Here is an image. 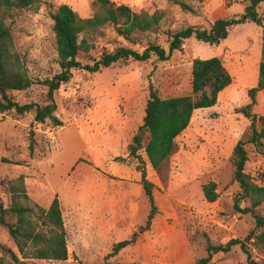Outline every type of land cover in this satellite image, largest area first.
Instances as JSON below:
<instances>
[{"label":"rangeland","instance_id":"rangeland-1","mask_svg":"<svg viewBox=\"0 0 264 264\" xmlns=\"http://www.w3.org/2000/svg\"><path fill=\"white\" fill-rule=\"evenodd\" d=\"M114 1L128 4L135 11L161 10L163 17L155 32L134 33L136 43L118 35L112 24L87 32L94 47L87 56H81L83 63L120 45L141 51L149 42H155L167 48L172 32L189 25L209 28L216 18L239 15L249 2L210 0L209 6L208 0H182L194 9L189 12L172 0ZM91 2L43 0L37 9L20 11L9 22L15 46L33 81L26 90L10 91L14 100L45 103L46 87L40 80L59 70L49 12L65 3L80 16H90ZM257 10L264 22V1ZM260 51L261 27L247 21L232 25L218 44L193 36L186 38L167 60L156 56L146 61L129 58L94 73L72 70L70 79L54 93L53 119L41 123L34 120L33 112L0 113V199L5 205L9 203L6 181L22 174L27 194L37 204L46 207L58 194L66 229V260L30 258L23 264H194L205 255L208 243L243 239L254 226V219L234 208L239 187L232 178L229 156L249 125V119L236 109L248 102L247 90L257 84ZM213 56L221 58L232 75V83L220 92L215 105L194 111L188 127L176 137L172 153L158 169H153L140 151L147 178L153 183L158 213L150 228L140 233L133 244L110 255L114 243L130 237L145 222L149 208L137 160L127 154V145L142 122L149 84L161 97L188 94L192 59ZM104 104L109 107L106 111L93 108ZM253 111L264 115L263 91L257 93ZM88 114L92 119L130 116L128 125L120 123L123 128L117 151L110 159L98 161L99 165H94L91 154L104 155L111 150L115 122L100 119L88 125ZM74 124L83 132L90 152H78L76 145L70 146V140L77 142L72 138ZM246 149L245 171L264 185V155L251 144ZM77 152L79 160L72 159L70 155ZM59 175L60 182L56 183ZM98 177L106 179V190L96 189ZM66 181L70 183L64 184ZM209 181L216 184L214 201H208L202 191V185ZM239 205L246 202L240 201ZM258 212L264 215V203ZM0 244L16 249L1 226ZM247 247L253 263L237 244L227 252L214 253L209 264H264L263 245L250 240Z\"/></svg>","mask_w":264,"mask_h":264},{"label":"trees","instance_id":"trees-1","mask_svg":"<svg viewBox=\"0 0 264 264\" xmlns=\"http://www.w3.org/2000/svg\"><path fill=\"white\" fill-rule=\"evenodd\" d=\"M172 1L182 9L194 12V9L184 1ZM263 1L249 0L239 15L216 18L209 28L189 25L176 30L169 35L167 48L155 42H149L141 51L120 45L103 51L97 59L89 58L91 62L84 63L81 56H87L86 54L94 47L93 42L85 35L87 32H94L107 24H112L118 35L131 43H136L137 38L133 34L155 32L163 12L135 11L128 4L117 3L114 0H92L93 13L84 17L68 4L62 3L49 12L59 70L51 77L40 80V83L46 87V93L45 103L39 104L19 103L10 95V91L28 89L33 81L15 46L9 22L20 11L37 9L43 0H0V113L12 111L22 115L33 112L34 120L42 123L47 118H54L56 110L54 93L62 83L70 79L72 70L81 69L94 73L129 58L146 61L156 56L159 60H167L175 49L181 48L186 38L193 36L209 44H218L227 37L232 25L247 21L256 23L261 27L257 84L247 90L248 102L236 109L249 119V125L233 146L229 156L232 178L239 187L234 198V208L242 214H250L254 219V226L243 239L231 238L224 244L208 243L205 255L197 258L194 264H209L214 253L227 252L231 246L237 244L246 254L247 260L253 263L247 242L253 240L264 247V215L258 212V207L264 203V185L257 183L245 171V165L248 159L247 144H251L256 151L264 155V115L253 111L257 93L264 92V22L263 16L257 10L258 5ZM232 79L220 57H194L191 61V90L188 94L161 97L152 84H149L142 122L127 145L128 157L137 160L140 184L149 208L145 222L139 225L130 237L114 243L110 255L133 244L140 233L150 228L153 218L158 213L153 183L147 178L140 151H143L151 167L158 169L172 153L176 137L188 127L194 111L215 105L219 93L232 83ZM32 149L31 139L30 153ZM6 187L9 203L5 205L0 199V226L7 231L16 249L0 244V264H23L25 259L30 258L66 260L69 255L66 229L57 194L53 196L47 207L37 204L27 194L22 174L8 179ZM215 188L216 184L212 181L202 185L204 197L208 201L217 198ZM240 201H245L246 205L240 207Z\"/></svg>","mask_w":264,"mask_h":264},{"label":"crops","instance_id":"crops-1","mask_svg":"<svg viewBox=\"0 0 264 264\" xmlns=\"http://www.w3.org/2000/svg\"><path fill=\"white\" fill-rule=\"evenodd\" d=\"M209 2H208V5L210 6L211 5V1L210 0H208ZM219 1V0H218ZM206 2H207V0H206ZM224 2V1H223ZM229 86V85H228ZM227 86V87H228ZM225 89V88H224ZM223 89V90H224ZM220 94V93H219ZM145 106V105H144ZM95 107H97L98 108V110L99 111H101V112H103V111H106L107 109H109V107L106 105V104H104V105H94V107L93 108H95ZM114 110L113 111H116L117 112V110H116V108H113ZM93 109H91V110H89V113L92 111ZM142 116L144 115V107H143V110H142V114H141ZM110 117V116H109ZM108 116H102V118H95V119H92V117H90V115L88 114V115H86L85 116V122L89 125V124H91V123H96L97 122V120H100V119H102L103 121H105V122H108V123H110V122H112V121H114L115 122V129L113 130V133H112V136H111V138L114 140V142H113V144H112V148H111V150L108 152V153H106V154H104V155H100V154H94L93 155V153L91 154V156H92V161H93V163H94V165H99L100 163V161H105L106 160V158H109L110 159V157L111 156H113L114 155V153L117 151V144H119L120 143V141H121V138H120V136H121V132H120V129H122L123 128V125H121L120 123L121 122H123L124 123V126H126V125H128L129 124V122H130V116L128 115L127 116V114L126 115H121V114H117L116 116H114V119H110ZM112 117V116H111ZM143 118V117H142ZM74 126V134L72 135L73 137V139H75L77 142H72L71 140H70V146H72V145H76V148H74V149H76L78 152L79 151H88V152H90L89 150H88V145H87V142H86V139H85V136H84V134H83V132L81 131V129H80V127L78 126V125H73ZM69 137H71V135L69 134ZM75 137V138H74ZM127 145V144H126ZM76 153V154H74V155H70V157H72V159L74 158V160H79V158L80 157H78V154L79 153ZM55 155V154H54ZM99 161V162H98ZM99 178V182H98V184H97V187H96V189L100 192L101 190H106L107 189V181H106V179L105 178H101V177H98ZM56 181V183H59L60 182V175L57 177V180H55ZM64 184H66V185H68L70 182L69 181H66V182H63ZM55 194H57V193H55ZM54 194V195H55ZM57 197H58V194H57ZM59 199V198H58ZM52 200V199H51ZM50 203V202H49ZM61 206V205H60ZM44 207V206H43ZM47 207V206H46ZM62 210V209H61ZM62 216H63V214H62ZM63 220H64V218H63ZM64 226H65V224H64ZM68 248V247H67ZM69 253V252H68Z\"/></svg>","mask_w":264,"mask_h":264}]
</instances>
